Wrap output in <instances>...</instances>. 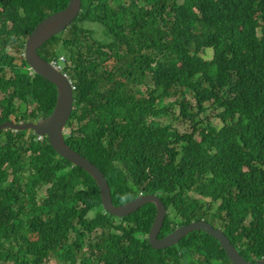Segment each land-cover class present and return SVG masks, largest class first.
I'll return each mask as SVG.
<instances>
[{"label":"trees","instance_id":"1","mask_svg":"<svg viewBox=\"0 0 264 264\" xmlns=\"http://www.w3.org/2000/svg\"><path fill=\"white\" fill-rule=\"evenodd\" d=\"M68 2L0 0V124L53 110L54 84L23 51ZM37 53L72 82L64 141L103 173L114 206L156 194L159 238L204 220L264 260V0H81ZM155 214L147 203L113 217L47 137L0 130V264H232L203 231L152 249Z\"/></svg>","mask_w":264,"mask_h":264},{"label":"water","instance_id":"2","mask_svg":"<svg viewBox=\"0 0 264 264\" xmlns=\"http://www.w3.org/2000/svg\"><path fill=\"white\" fill-rule=\"evenodd\" d=\"M80 11L81 0H69L64 9L51 14L39 22L25 41L24 57L29 68L35 74L54 84L56 88V102L50 115L40 118L36 122L18 124L4 122L0 124V129L32 130L36 135L46 136L51 147L59 156L69 161L72 165L82 168L93 177L100 191L103 209L112 216L126 217L136 212L144 204H154L156 214L148 234V240L153 249L172 247L190 232L203 231L220 242L232 264H264L263 260L246 261L220 229L214 228L204 220L177 227L170 234L163 238H158L166 216V208L161 199L154 194H145L123 205L114 206L110 189L103 173L87 158L72 150L65 143L63 129L72 112V91L66 76L57 71L49 62L42 59L38 55L37 49L47 40L62 33L69 27Z\"/></svg>","mask_w":264,"mask_h":264},{"label":"clouds","instance_id":"3","mask_svg":"<svg viewBox=\"0 0 264 264\" xmlns=\"http://www.w3.org/2000/svg\"><path fill=\"white\" fill-rule=\"evenodd\" d=\"M36 27V26H35ZM67 29V28H66ZM65 29V30H66ZM64 30V31H65ZM63 31V32H64ZM27 39V38H26ZM26 41V40H25ZM24 48H25V44H24ZM23 56H24V51H23ZM25 58V57H24ZM57 71H59V72H61L62 74H64L65 76H66V78H67V80H68V82H69V85H70V88H71V84H72V82L70 81V79H69V77L67 76V74L66 73H64V72H62V68H61V66L59 65V64H57V63H55V62H53V61H51V62H49ZM30 69V68H29ZM30 71L31 72H33L31 69H30ZM57 94V93H56ZM2 97V96H1ZM1 99V98H0ZM72 108H73V106H72ZM52 112V111H51ZM50 115V114H49ZM48 115V116H49ZM47 117V116H46ZM41 118H45V117H41ZM40 119V118H39ZM37 121V120H36ZM36 121H34V122H36ZM6 122H13V123H15V124H18V123H26L25 121H22V122H15L13 119H11L10 121H6ZM27 122H32V121H27ZM4 123V122H3ZM2 124V123H1ZM65 127H66V125H65ZM65 127H64V129H63V135H65V133H64V130H65ZM0 130H12V129H0ZM12 131H14V132H19V131H16V130H12ZM25 131H27L28 133L30 132V131H32V130H25ZM33 132V131H32ZM34 133V132H33ZM36 135V134H35ZM38 136V138L40 139V140H42V138H44V137H46V136H41V135H37ZM48 140V139H47ZM49 143V142H48ZM50 144V143H49ZM51 146V145H50ZM53 149V148H52ZM105 177V176H104ZM107 180V179H106ZM108 183V182H107ZM109 186V185H108ZM154 195H156V194H154ZM140 196H142V195H140ZM139 196V197H140ZM158 196V195H157ZM159 197V196H158ZM165 206V205H164ZM113 217H115V216H113ZM127 217V216H126ZM116 218H122V217H116ZM180 227V226H179ZM177 228V227H176ZM221 230V229H220ZM222 231V230H221ZM173 232V231H172ZM223 232V231H222ZM160 233V232H159ZM224 233V232H223ZM170 234V233H169ZM168 235V234H167ZM166 236V235H165ZM164 237V236H163ZM162 237V238H163ZM158 238H159V234H158ZM228 238V237H227ZM147 239H148V235H147ZM229 239V238H228ZM230 241V240H229ZM148 242H149V240H148ZM231 242V241H230ZM150 244V243H149ZM232 244V243H231ZM233 245V244H232ZM151 246V245H150ZM234 246V245H233ZM235 247V246H234ZM152 248V247H151ZM168 248H170V247H168ZM153 249V248H152ZM165 249H167V248H165ZM154 250H156V249H154ZM157 250H164V249H157ZM238 251V250H237ZM239 252V251H238ZM240 254V253H239ZM241 255V254H240ZM242 256V255H241ZM243 257V256H242ZM230 260V259H229ZM259 260H263V259H259ZM247 261V260H246ZM255 261H257V260H255ZM255 261H248V262H255ZM264 261V260H263ZM232 263V262H231Z\"/></svg>","mask_w":264,"mask_h":264},{"label":"rangeland","instance_id":"4","mask_svg":"<svg viewBox=\"0 0 264 264\" xmlns=\"http://www.w3.org/2000/svg\"><path fill=\"white\" fill-rule=\"evenodd\" d=\"M208 54L211 55V51H210V50H208ZM0 98H1V94H0ZM0 100H1V99H0ZM202 118H204V117H202ZM213 120H214V122H215L214 124L219 123V120H218V119L214 118ZM174 124H176V126H179V129L184 130V131H186L187 133H190V132L192 131V128H191V126H190L189 124H187V126H183V127H181L180 125H178V122H177V121H174ZM64 133H65V134L67 133V129H66V128H65V130H64ZM196 137L198 138L199 136L197 135ZM38 195H39L41 198H43V196L45 195L44 190H43V189H40ZM138 197H139V196H138Z\"/></svg>","mask_w":264,"mask_h":264}]
</instances>
